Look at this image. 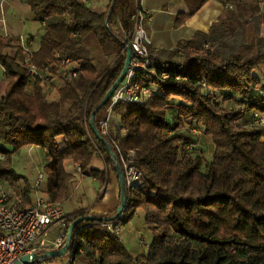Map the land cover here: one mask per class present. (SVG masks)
<instances>
[{
  "label": "trees",
  "instance_id": "trees-1",
  "mask_svg": "<svg viewBox=\"0 0 264 264\" xmlns=\"http://www.w3.org/2000/svg\"><path fill=\"white\" fill-rule=\"evenodd\" d=\"M24 1L43 25L31 63L38 69L51 64L63 85L57 89L58 98L49 99L42 78L30 79L26 65L18 60L20 37H0V64L8 78L0 95V153L5 156L0 159V177L11 184L21 182L24 177L9 167L11 153L38 146L47 159L42 192L64 201L74 181L66 161L82 173L89 169V175L103 184L110 174L117 177L90 117L122 71L124 44L131 38L140 0H115L112 9L109 0L106 10L100 11L87 0ZM206 1L194 0L192 10ZM241 3L243 9H251L250 18L238 26L230 18H219L207 33L198 31L181 45V54L178 49L170 51L167 61L150 55L154 73L142 79L157 85L155 93L146 102L114 106L117 127L104 137L118 161L111 138L125 154L134 151L133 165L143 178L140 187L127 188L120 220L125 224L142 208L153 239L148 252L135 257L104 221L83 220L73 236H78L76 257L82 250L84 263L137 264L142 259L143 264H264V131L238 123L252 108V114L264 112V86L253 73L264 62V39L259 37L264 0ZM90 41L103 56L112 57L103 70L86 47ZM7 48H15V54L7 53ZM56 53L75 63V76L61 74ZM161 71H168L169 77L159 78ZM228 100L237 106L226 109ZM107 107L108 103L97 113V127ZM192 128L200 134L192 133ZM201 134L213 143L210 160L197 148ZM98 149L105 155L106 169L90 168ZM24 180L18 185V209H27L34 201L35 189ZM116 210L105 214L82 210L69 225L82 215L113 216Z\"/></svg>",
  "mask_w": 264,
  "mask_h": 264
},
{
  "label": "built area",
  "instance_id": "built-area-1",
  "mask_svg": "<svg viewBox=\"0 0 264 264\" xmlns=\"http://www.w3.org/2000/svg\"><path fill=\"white\" fill-rule=\"evenodd\" d=\"M3 1L0 0V4ZM146 19L147 13L142 8L138 9L133 16V31L130 38L132 58L124 79L108 101L104 116L98 121V128L103 136H109L111 133L109 126L115 105L119 102H146L156 91L157 85L154 82L142 79L147 73H154L148 51L151 39L145 28ZM20 40L23 63L27 67L30 79L40 77L46 87L52 86L51 83L59 78V75L52 73V65L47 64L38 69L31 63L30 56L34 51L33 36H27L26 39L20 37ZM54 57L61 62L62 75H76L75 63L71 59L62 58L59 53H56ZM157 76L166 79L169 77V72L161 71ZM253 118L255 126L264 127V115L261 112L255 111ZM121 131L123 134L124 129ZM191 132L200 134L196 128H192ZM111 140L117 149L127 188L140 187L143 184V178L142 173L133 165L134 151L125 154L117 141L112 138ZM39 177L36 182L33 205L27 209L16 208V200H11L5 193L0 194V264H15L25 255L29 256V260L22 264H75L76 262L77 235L73 236L64 255L57 258L43 256L45 251L58 250L64 245L69 220L74 215L66 213L61 201H54L40 193L42 175ZM121 217L122 214L114 220L104 221L103 225L110 232L120 235Z\"/></svg>",
  "mask_w": 264,
  "mask_h": 264
},
{
  "label": "rangeland",
  "instance_id": "rangeland-1",
  "mask_svg": "<svg viewBox=\"0 0 264 264\" xmlns=\"http://www.w3.org/2000/svg\"><path fill=\"white\" fill-rule=\"evenodd\" d=\"M226 1L228 5L227 7H225L224 15L229 16L228 18H230V20L232 19V22L235 26H238V23H242L246 19L250 18L251 9L249 7L247 9H243V5L241 3L242 1ZM106 4L107 2L104 4V6H102L103 10H106L107 8ZM22 33V39H26L27 36L34 35L35 39L33 42V46L36 47L40 41L42 29L38 28L37 24L34 25L33 23H27L26 30L24 29V32ZM259 37L264 39V23L260 24ZM89 44H91V46L86 44V47L89 48L90 53L94 57L95 64L98 68L103 70L106 65L112 62V57L103 56L101 50L99 49V47H96L94 41H90ZM15 51L16 49L12 48L10 54L15 53ZM18 58L19 62L22 63L23 54H20ZM262 64L263 63H261L259 66H261ZM257 72L260 78L264 81V66L262 68V71H258V68H256L254 70V73ZM7 80L8 78L6 77V74L5 78L3 76V71L0 64V82H6ZM51 84L52 86H50V88L48 89V97L49 99H56L58 98L57 89L63 85V80L59 77L56 78ZM3 88L4 85L0 86V93ZM173 108L174 105H172L169 110L170 114L174 113ZM118 120L119 117L116 115V113L113 112L109 126L110 132H114V130H116ZM197 148L202 150L201 152L207 160L211 159L214 147L213 143L209 138H207V136L201 134L199 146ZM0 154V159H3L5 157L4 154ZM46 162L47 159L42 148L38 146H24L11 153L9 167L12 168L17 175L24 177L27 180L28 184L34 187V189L36 188V182L38 178H40L39 176L42 175V182H40L39 190L41 193H44L42 192V189L45 184L44 182L46 178L45 174L43 177L42 173H44V166ZM65 167L74 175V182L73 185H71L68 197L64 201L60 200L66 213H70L71 215L75 216L82 210H88L87 208L92 205H95L97 203L102 204L104 202L107 194L109 193L110 184L108 185L107 182L103 184L99 180L93 179L90 175H81L78 171H76L75 166L70 161L65 162ZM90 168L106 169L105 155L101 150L98 149L96 151ZM88 172L89 169L87 170V173ZM24 178L19 183L11 184L6 178L0 177V194L5 193L11 200H16L17 197H20L18 185H23L25 183ZM35 191L33 192V196L35 194ZM120 238L124 246L135 257L141 256L148 252V247L153 239V232L150 230L146 223L145 213L142 208H137L129 221L125 224H122ZM75 264L86 263L83 262L82 256L79 255L76 259ZM137 264H143L142 259H139Z\"/></svg>",
  "mask_w": 264,
  "mask_h": 264
},
{
  "label": "crops",
  "instance_id": "crops-1",
  "mask_svg": "<svg viewBox=\"0 0 264 264\" xmlns=\"http://www.w3.org/2000/svg\"><path fill=\"white\" fill-rule=\"evenodd\" d=\"M87 1L93 8L100 11L103 10L102 6H104L106 2L108 4L109 0ZM239 1L243 2L244 0ZM195 4L194 0H140L141 8L147 13L145 28L151 39L148 51L157 61H167L170 55L169 53L172 50L178 49L179 54H181L182 49L180 46L190 41L196 32L201 31L207 33L211 25L217 22L219 18L229 17L224 15L225 7L228 5L227 2H225V5L220 0H207L201 7L192 10ZM27 23L37 24V27L40 29H42L43 26L35 19L29 5L24 0H4L3 3L0 4V37L9 35L23 37L22 32H24V29L26 30ZM31 36L35 39L34 35ZM38 45L36 47L33 46V49L36 50ZM11 49L12 48H7L6 52L10 54ZM179 56L175 55L174 58H180ZM263 66L264 62L261 66L257 67L258 71H262ZM1 68L5 78L2 65ZM254 75L260 79L261 85L264 86V81L260 78L258 72L254 73ZM6 82H0V86H5ZM49 88L50 86L46 87V92ZM2 93L3 90L0 95ZM261 94H264V89ZM224 106L226 109H233L237 106V103L233 100H228L224 103ZM252 110L253 108L242 114L238 119V123L247 128H259L254 124ZM262 114L264 115V112H262ZM260 129L264 131V127H260ZM207 138L210 139L208 136ZM261 141L264 142V133L261 136ZM75 168L81 175H89L87 171L82 173L79 168ZM42 174L44 177V173ZM92 178L96 180V178ZM107 184H110V188L104 202L88 207L87 209L91 212L105 214L117 208V192H119L117 177L114 174H110ZM41 194L46 195L44 193ZM82 254L83 251L81 250V256Z\"/></svg>",
  "mask_w": 264,
  "mask_h": 264
},
{
  "label": "water",
  "instance_id": "water-1",
  "mask_svg": "<svg viewBox=\"0 0 264 264\" xmlns=\"http://www.w3.org/2000/svg\"><path fill=\"white\" fill-rule=\"evenodd\" d=\"M114 1L115 0H112V2H111V9H112V6L114 4ZM110 15H111V10L107 16V21H108ZM124 49H125L126 55H125V61H124L122 71H121L120 75L118 76V78L116 79V81L111 86V88L107 91V93L105 94V96L103 97L101 102L98 104V106H96L94 108V110L91 113V117H90V125H91L93 133L105 145V147L109 151L111 158L114 162L115 170H116L117 178H118V184H119L120 204L118 205L116 213L113 216H100V215H95V214H88V215L79 216L78 218L73 220L71 222V224L69 225L64 245L61 248H59L58 250L45 251L43 253V256L57 258V257L64 255L67 252V250L71 244L73 234H74V229L79 222H81L83 220H87V221H111V220L118 218L121 215V213L123 212V210L125 209L126 202H127V186H126L122 166H121L120 162L117 160V155L112 150V146H111L110 142L100 133V130L97 127L96 122H95V118H96L97 113L100 111V109L103 106H105L108 103V101L110 100L115 89L118 87V85L124 79V77L128 71V68H129V65L131 62V58H132V47H131L130 39H127L125 41ZM28 260H29V256L25 255L21 258V261H17L15 264L27 263Z\"/></svg>",
  "mask_w": 264,
  "mask_h": 264
}]
</instances>
